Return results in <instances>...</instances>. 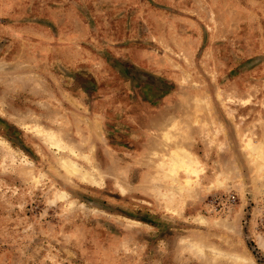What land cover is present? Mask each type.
I'll use <instances>...</instances> for the list:
<instances>
[{"label":"rangeland","instance_id":"1","mask_svg":"<svg viewBox=\"0 0 264 264\" xmlns=\"http://www.w3.org/2000/svg\"><path fill=\"white\" fill-rule=\"evenodd\" d=\"M234 255L264 261V0H0V264Z\"/></svg>","mask_w":264,"mask_h":264},{"label":"bare ground","instance_id":"2","mask_svg":"<svg viewBox=\"0 0 264 264\" xmlns=\"http://www.w3.org/2000/svg\"><path fill=\"white\" fill-rule=\"evenodd\" d=\"M52 141V140H51ZM61 150V148H59ZM183 152V151H182ZM178 156V155H177ZM176 156V160H178L179 158ZM181 157H183V155H181ZM191 157V156H190ZM178 158V159H177ZM175 159V158H174ZM62 167L69 173L72 175H77L78 177L81 178L82 181L86 182V183H90V184H98L97 179L95 178L94 174H90L89 172L83 170L80 166H78L74 161L70 160V159H66V158H61L60 160ZM90 162V161H89ZM195 161L192 159H181L180 162H175V164L172 165V168L170 169V176L173 178L174 176L177 175V170H182L186 175L190 176L193 175L196 178L199 177V172L197 170V168L195 167ZM197 165V164H196ZM96 172V171H95ZM94 172V173H95ZM168 172V171H167ZM98 174V173H97ZM100 177V176H99ZM193 178V177H191ZM101 181V180H100ZM192 180L191 179H187L186 183L187 185L190 186ZM102 183V182H100ZM188 243V242H187ZM194 245V244H193ZM189 247V246H188ZM187 247V248H188ZM194 247H196V249H198V251L200 253H205L204 249L202 248V246L199 245H195ZM186 248V249H187ZM206 248V247H204ZM190 249V248H189ZM188 249V250H189ZM193 251V250H192ZM190 252V251H189ZM197 252V251H196ZM211 252L214 255V257L219 258L220 256H223V254L216 250V249H212L211 248ZM197 254V253H196ZM198 256V254H197ZM206 259V258H205ZM216 259V258H215ZM214 259V261H215ZM227 259V258H225ZM231 259L236 262L237 264H249L248 260L244 257L238 256V255H234L233 257H231ZM209 260V258L207 259ZM229 260V259H228ZM218 261V259H217Z\"/></svg>","mask_w":264,"mask_h":264},{"label":"built area","instance_id":"3","mask_svg":"<svg viewBox=\"0 0 264 264\" xmlns=\"http://www.w3.org/2000/svg\"><path fill=\"white\" fill-rule=\"evenodd\" d=\"M227 201L233 203V202H235V198L234 197H230V198H228Z\"/></svg>","mask_w":264,"mask_h":264},{"label":"snow or ice","instance_id":"4","mask_svg":"<svg viewBox=\"0 0 264 264\" xmlns=\"http://www.w3.org/2000/svg\"><path fill=\"white\" fill-rule=\"evenodd\" d=\"M261 264H264V261H261Z\"/></svg>","mask_w":264,"mask_h":264}]
</instances>
